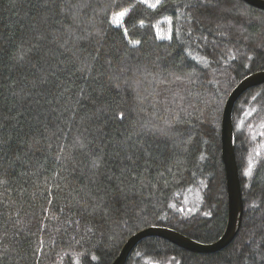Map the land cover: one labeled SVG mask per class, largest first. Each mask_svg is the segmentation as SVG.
Returning a JSON list of instances; mask_svg holds the SVG:
<instances>
[{"label":"trees","instance_id":"1","mask_svg":"<svg viewBox=\"0 0 264 264\" xmlns=\"http://www.w3.org/2000/svg\"><path fill=\"white\" fill-rule=\"evenodd\" d=\"M162 3L0 0V264H36L40 239L39 264H111L147 227L204 244L222 235L221 116L234 87L264 71V11ZM117 10L120 27L101 22ZM169 124L166 136L141 128ZM232 124L243 202L233 241L197 254L145 238L126 264H264V84L236 101Z\"/></svg>","mask_w":264,"mask_h":264},{"label":"water","instance_id":"2","mask_svg":"<svg viewBox=\"0 0 264 264\" xmlns=\"http://www.w3.org/2000/svg\"><path fill=\"white\" fill-rule=\"evenodd\" d=\"M247 5L264 11V0H242ZM264 84V71L253 73L242 79L228 95L221 116L220 153L224 170L227 197V219L222 235L214 242L204 244L164 227H147L129 237L122 245L111 264H126L127 259L139 242L157 237L186 251L197 254H212L226 248L236 237L240 228L243 202L239 171L235 159L232 111L236 101L249 89Z\"/></svg>","mask_w":264,"mask_h":264},{"label":"snow or ice","instance_id":"3","mask_svg":"<svg viewBox=\"0 0 264 264\" xmlns=\"http://www.w3.org/2000/svg\"><path fill=\"white\" fill-rule=\"evenodd\" d=\"M138 3L140 5L145 6L148 9H151L154 11L159 9V8L164 7L162 0H155V2H150V0H138ZM114 4H115V0H114ZM192 7L197 8V9L203 8L207 11V10H212L215 6L213 5L212 0H196V3L193 4ZM127 14L128 13L126 11H118V10L113 11L110 18L109 17H103V18H101V22L103 23L104 19H107V22L110 25H113V26L118 28L123 24L124 18L127 16ZM141 25H143V22H141ZM95 34L100 35L101 33L97 32ZM124 34H125V36H127V34H128L126 28H125ZM157 38H159V39H171L172 37L171 36H169V37H159L158 36ZM133 43L135 45H138L140 43V41H134ZM249 59H251V57H249ZM173 82H182L181 77L175 76V80ZM162 83H163V81H162ZM188 83L190 85H194L196 83V79L193 78V76L191 74H189V76H188ZM117 86L119 87V84H117ZM252 99H253V101H256L257 96H253ZM255 111L256 110H253V112H255ZM252 114L253 113L250 112L248 115L251 116ZM120 119L121 120L125 119V113L124 112L120 113ZM0 127H2V126H0ZM141 128L144 129L145 132L158 133L162 136L168 135L169 131H174L171 124L168 125L167 129H161V128H156V127L145 128V126H143V125H141ZM261 134L264 135V133H261ZM135 135L137 137H139V135H141V133H135ZM131 139H132V134H130L127 137V139L125 140V143H127ZM36 143H38V141H36ZM145 154L147 155L148 153L146 152ZM257 155H259V153H257ZM252 167H253L252 161L250 160L249 164H248V168L244 172L245 176H250L252 174ZM48 203L51 204L52 201L49 200ZM102 203H103V197H100L97 200H93L92 204L90 205L92 211L93 212L103 211ZM170 207H173V206L170 205ZM181 210H183V209H181ZM61 211H63V210H61ZM47 213H48V210L45 209L44 214H47ZM205 215H207V213H205ZM9 219H11V217H9ZM66 223L71 224V223H73V221L69 220V221H66ZM74 223L78 226L79 221L77 220ZM56 230L60 231L59 228H57ZM22 233H23V229H17V232L15 234L21 235ZM4 235H6V233ZM43 246H44V241H43V239H40L37 242V247L33 248V250H32L33 257H36V264H39V255L43 254ZM6 258H7V250H5L3 253H0V260L6 259ZM91 259L96 260L97 257L95 255H93L91 257Z\"/></svg>","mask_w":264,"mask_h":264},{"label":"bare ground","instance_id":"4","mask_svg":"<svg viewBox=\"0 0 264 264\" xmlns=\"http://www.w3.org/2000/svg\"><path fill=\"white\" fill-rule=\"evenodd\" d=\"M224 171V170H223Z\"/></svg>","mask_w":264,"mask_h":264}]
</instances>
